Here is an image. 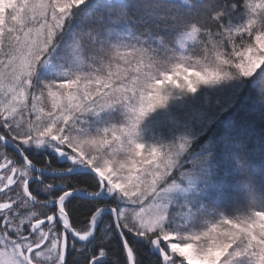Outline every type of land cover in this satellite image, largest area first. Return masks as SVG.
Listing matches in <instances>:
<instances>
[{
  "label": "snow or ice",
  "instance_id": "1",
  "mask_svg": "<svg viewBox=\"0 0 264 264\" xmlns=\"http://www.w3.org/2000/svg\"><path fill=\"white\" fill-rule=\"evenodd\" d=\"M188 3L0 0V264H264V209L174 215L185 145L138 140L169 87L264 90V0Z\"/></svg>",
  "mask_w": 264,
  "mask_h": 264
},
{
  "label": "trees",
  "instance_id": "2",
  "mask_svg": "<svg viewBox=\"0 0 264 264\" xmlns=\"http://www.w3.org/2000/svg\"><path fill=\"white\" fill-rule=\"evenodd\" d=\"M187 8L189 16L198 15L195 0H189ZM232 19L239 23L243 17ZM221 79L227 82L232 79L240 84V90L234 105L228 109V116L211 123L189 151L188 157L198 155L203 161L197 166V171L201 170L202 181L197 188L201 197L198 202L191 203L194 213L188 217L189 223L196 217H203L206 222L212 217L264 209V90L238 76L226 78L222 75ZM214 81L219 84L218 80ZM122 118L126 119V116ZM225 122L233 123L229 129H234L233 132L226 131ZM225 134L230 136L227 142L216 141ZM177 166L176 181L181 171L188 172L182 161ZM82 199L78 198V203ZM171 202L174 215L185 217L186 205L181 208L178 198Z\"/></svg>",
  "mask_w": 264,
  "mask_h": 264
},
{
  "label": "rangeland",
  "instance_id": "3",
  "mask_svg": "<svg viewBox=\"0 0 264 264\" xmlns=\"http://www.w3.org/2000/svg\"><path fill=\"white\" fill-rule=\"evenodd\" d=\"M228 80L230 82L224 79L222 81L220 78L219 84L215 81L201 83L195 92L187 88L169 87L165 92L168 96L166 103L149 112L138 127L139 142L148 146L173 149L180 144L185 145L177 157V164L182 161L188 172L186 170L180 172V178L176 181L179 187L170 194V197L174 196L171 201H175V198L180 200L181 208L186 205L187 210H183L185 216H188L189 210L194 213L191 203L200 200L201 195L197 188L202 179L199 177L201 170L197 171V166H201L203 162L202 159L199 160L198 155L188 157V154L191 146L209 129L211 123L220 118L225 119L228 116V109L234 105L240 84L232 79ZM232 124L224 123L227 132L234 131L229 130ZM229 137L225 134L216 141L227 142Z\"/></svg>",
  "mask_w": 264,
  "mask_h": 264
}]
</instances>
